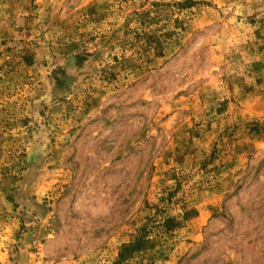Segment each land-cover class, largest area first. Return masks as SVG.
I'll return each mask as SVG.
<instances>
[{
  "label": "rangeland",
  "instance_id": "1",
  "mask_svg": "<svg viewBox=\"0 0 264 264\" xmlns=\"http://www.w3.org/2000/svg\"><path fill=\"white\" fill-rule=\"evenodd\" d=\"M0 264H264V0H0Z\"/></svg>",
  "mask_w": 264,
  "mask_h": 264
},
{
  "label": "trees",
  "instance_id": "2",
  "mask_svg": "<svg viewBox=\"0 0 264 264\" xmlns=\"http://www.w3.org/2000/svg\"><path fill=\"white\" fill-rule=\"evenodd\" d=\"M56 82H58V80L56 79Z\"/></svg>",
  "mask_w": 264,
  "mask_h": 264
}]
</instances>
